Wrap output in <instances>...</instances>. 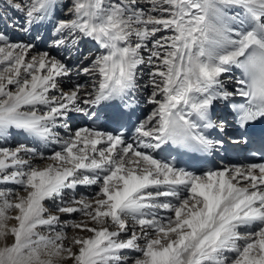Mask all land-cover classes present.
Here are the masks:
<instances>
[{
    "label": "snow or ice",
    "instance_id": "snow-or-ice-1",
    "mask_svg": "<svg viewBox=\"0 0 264 264\" xmlns=\"http://www.w3.org/2000/svg\"><path fill=\"white\" fill-rule=\"evenodd\" d=\"M60 7L0 0V140L36 145L0 146V264H264V155L199 172L161 155L247 149L257 125L264 153V0H69L54 45H96L75 64L10 39Z\"/></svg>",
    "mask_w": 264,
    "mask_h": 264
},
{
    "label": "bare ground",
    "instance_id": "bare-ground-1",
    "mask_svg": "<svg viewBox=\"0 0 264 264\" xmlns=\"http://www.w3.org/2000/svg\"><path fill=\"white\" fill-rule=\"evenodd\" d=\"M61 1V0H60ZM62 2H64V0L62 1ZM62 4V3H61ZM64 14V13H63ZM8 15L9 16H13V11L12 10H8ZM7 15V16H8ZM47 23H48V21H47ZM46 22L43 24V25H41L38 29H40V31L38 32V29H35V30H32V31H29V32H24V31H21V30H15V29H12V28H9V29H7V31H8V33H9V36L11 37L10 39L12 40V41H14V42H18V41H20V40H17L16 38V36L17 35H15V33H20V34H24V35H26V36H30V37H32L33 35H35V37L36 36H39V39H37L38 40V44L39 43H43L44 42V46H45V44H46V42H47V37H48V35H49V31H48V28H46V27H48L49 25L47 24ZM0 27H3V25L1 24L0 25ZM46 28V29H45ZM32 32V33H31ZM35 32V33H34ZM45 33V34H44ZM26 39H28V37H26ZM24 42H25V40H23ZM86 43H88L87 45H88V47L90 48V51H93L95 48H96V45H95V43L94 42H91V41H88V40H85L84 42H82L80 45H79V52H76V49H74V53L73 54H71V53H68V57H66V58H68L73 64H75V63H77L78 61H80L81 59H83V57H80V59L78 58V57H76L75 55H77V54H80V51H82L83 50V52L85 53V51L87 50L86 48H84L85 47V45H86ZM37 45V44H36ZM41 44H39V46H40ZM41 46H43V45H41ZM37 48H38V46H37ZM55 48H59V47H57V46H55L54 45V41H52V43H51V45L47 48V50L46 51H49L50 52V54L51 55H53V56H63V54L61 53L62 52V50L64 49V47L63 46H61L60 47V49L58 50V54L56 55L55 53H54V49ZM76 52V53H75ZM145 71V75L144 76H142L141 77V85H142V87H141V90H140V92L141 93H145V92H147V94L149 95L150 94V89H148V88H146V87H144V85H146V83H147V79H148V77H147V70L145 69L144 70ZM75 75H73L72 77H71V79H65L64 80V85L65 86H67V85H69V83L70 82H73V80H76V82H78V81H81V80H87L88 78L87 77H85L83 74H81L79 77H74ZM64 89H66L65 87H64ZM65 91H67V90H65ZM142 96V95H141ZM143 96H144V94H143ZM142 96V97H143ZM146 98V97H145ZM142 101H143V103L145 104V106H149V108H150V110H151V105H149V104H147L146 102H145V99H142ZM77 116H78V114H77ZM77 119V117L73 120V121H70V123L72 124V129L73 130H75V128H78V127H83V126H80V125H75L73 122L75 121ZM61 135H63V130H61ZM29 139L30 138H28V139H26L24 136H9L8 138H7V140L5 141V140H0V144L2 145L3 144V146H8L9 147V145L8 144H10V143H15V142H20V143H23V144H28L30 147H35L36 145L34 144V143H32V144H29ZM23 141V142H22ZM58 146H56V145H53V144H49V145H47V146H41V150H45V148H46V154H50L51 153V151L54 149V148H57ZM6 187H10V186H6ZM11 187H14V186H11ZM16 187H18V186H16ZM89 189V188H88ZM88 189H85L83 186L81 187V188H79L77 191L79 192V193H81V194H84V195H88ZM94 191H95V188H94ZM161 212H163L164 213V211L163 210H161ZM14 214V213H13ZM163 215V214H162ZM13 223H15V221H9V225H11V224H13ZM70 235H71V232L69 233Z\"/></svg>",
    "mask_w": 264,
    "mask_h": 264
},
{
    "label": "rangeland",
    "instance_id": "rangeland-1",
    "mask_svg": "<svg viewBox=\"0 0 264 264\" xmlns=\"http://www.w3.org/2000/svg\"><path fill=\"white\" fill-rule=\"evenodd\" d=\"M63 0H61L60 1V5H61V7L59 8V10H61V12L60 11H56V13H55V17H57V19H60V18H62L63 16L62 15H64L65 13H66V9H64L63 8V5L65 4V3H68L69 2V0H64V2H62ZM62 3V4H61ZM64 13V14H63ZM80 83H82V82H80ZM66 89H64V90H68V86H65V85H63ZM63 134H64V132H63ZM23 142V141H22ZM24 143V142H23ZM17 144H21L20 142H15V143H10V144H8L9 145V147H14V146H16ZM0 146H3V144L1 145L0 144ZM6 186H13V185H11V184H9V185H0V187H6ZM89 193H91V192H93L94 191V188H89L88 190H87ZM88 193V194H89ZM50 206V205H49ZM161 215L163 214V215H168L169 213H166V212H161L160 213ZM129 255H131V253H129Z\"/></svg>",
    "mask_w": 264,
    "mask_h": 264
}]
</instances>
